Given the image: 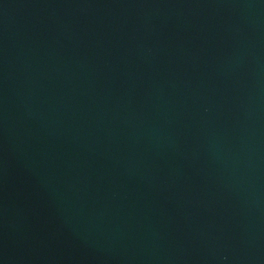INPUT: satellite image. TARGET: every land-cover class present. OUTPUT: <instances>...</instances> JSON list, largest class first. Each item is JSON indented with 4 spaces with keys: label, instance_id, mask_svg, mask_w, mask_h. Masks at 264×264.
Here are the masks:
<instances>
[{
    "label": "water",
    "instance_id": "1",
    "mask_svg": "<svg viewBox=\"0 0 264 264\" xmlns=\"http://www.w3.org/2000/svg\"><path fill=\"white\" fill-rule=\"evenodd\" d=\"M0 264H264V0H0Z\"/></svg>",
    "mask_w": 264,
    "mask_h": 264
}]
</instances>
